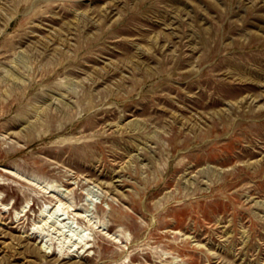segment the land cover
Wrapping results in <instances>:
<instances>
[{"label": "rangeland", "instance_id": "obj_1", "mask_svg": "<svg viewBox=\"0 0 264 264\" xmlns=\"http://www.w3.org/2000/svg\"><path fill=\"white\" fill-rule=\"evenodd\" d=\"M0 264H264V0H0Z\"/></svg>", "mask_w": 264, "mask_h": 264}, {"label": "bare ground", "instance_id": "obj_2", "mask_svg": "<svg viewBox=\"0 0 264 264\" xmlns=\"http://www.w3.org/2000/svg\"><path fill=\"white\" fill-rule=\"evenodd\" d=\"M67 188V187H65ZM68 189V188H67ZM46 192V191H45ZM54 193V192H53ZM60 193V192H59ZM63 193V192H62ZM54 198V197H57L53 194H51ZM58 198V197H57ZM61 198H58L57 201H55L51 206H50V209L49 211L44 214L43 216V224H48V223H51L56 227H63V226H69L70 230L73 229V224H70L68 225V223L71 221H68L67 218H71L70 216V211H73L75 208L72 206V204H69V205H65L64 202L62 200H60ZM45 209V208H44ZM43 209V210H44ZM88 210V209H87ZM86 210V211H87ZM45 211V210H44ZM85 211V210H84ZM84 211L82 212H75L74 215H80V216H86L87 213H84ZM41 212V211H40ZM44 213V212H43ZM67 220V221H66ZM74 222V220H73ZM75 244V243H74ZM73 246V244L71 245ZM87 246L86 243H84L83 247Z\"/></svg>", "mask_w": 264, "mask_h": 264}]
</instances>
